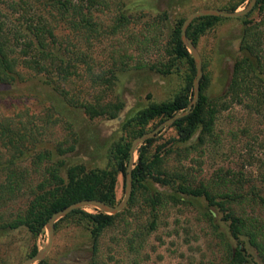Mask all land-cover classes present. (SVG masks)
I'll list each match as a JSON object with an SVG mask.
<instances>
[{"label": "trees", "instance_id": "trees-1", "mask_svg": "<svg viewBox=\"0 0 264 264\" xmlns=\"http://www.w3.org/2000/svg\"><path fill=\"white\" fill-rule=\"evenodd\" d=\"M242 1H226L219 7L234 9ZM1 3L8 19L0 18V85L24 81L29 71L39 74L43 83L61 93L64 100L76 108L69 110L71 114L64 119L68 126L79 122L77 109L88 118L113 119L118 115L123 101L116 91L112 94V86L116 84L119 70L134 55L127 53L124 47L117 49L114 63L94 70L90 49L92 37L97 38L104 30L111 34L123 28L128 21L126 13L120 11L102 30L101 22L94 16L95 11L102 10L103 0H2ZM254 9L258 16L249 17ZM183 17H178L170 28L165 47L167 58H156L148 63L163 75L178 71L182 64L180 83L166 99L150 100L120 116L119 126L125 136L111 140L102 164L86 165L66 159V150L72 148V141L66 147L58 144L55 149L58 152L53 154L34 143L37 129L27 131L19 119L14 121L0 114V231L24 227L36 237L43 231L49 215L71 201L93 197L115 204L116 178L120 174L123 179L131 139L175 111L189 109L187 103L192 97L190 87L195 67L179 36ZM233 18L240 21L238 47L237 54L231 58L223 91L220 95H209L206 92L209 77L203 72L196 103L170 123L174 135L163 142H155L154 136L147 137L136 146L131 191L125 207L114 214L104 213L95 206H92L93 211L77 207L59 217L54 225L63 220L82 228L91 247L95 248L100 235L123 220L126 223L124 212L133 204H139L148 210L147 225L140 223L131 236H125L122 244L131 248L153 229L157 213L166 205L193 204L220 246V254L213 264H262L252 255L254 250L264 259V217L255 209L264 205L260 189L249 184L247 190L242 191V181L233 179L234 173L229 176L217 173L209 180L196 179L182 162L191 147L214 137L216 114L231 102L243 104L249 111L254 110L256 115L260 113L264 117V0H255L248 12ZM224 19L211 14L194 17L186 27V34L196 45L200 34ZM64 27L67 31L60 32ZM220 54L224 57L223 52ZM202 66L205 68V63ZM85 73L93 90V95L92 91L89 95L93 98L85 95L86 92L74 94L64 87L72 77L85 80ZM108 94L114 97L109 98ZM62 100H55L52 105L58 108V114L63 108ZM30 150L35 151L30 153ZM37 170L39 177L32 182L27 176ZM20 194H26L23 204L13 213L3 212L4 204ZM209 206L221 213L218 221L223 229ZM36 249L32 244L26 255ZM35 264L48 263L43 258Z\"/></svg>", "mask_w": 264, "mask_h": 264}, {"label": "rangeland", "instance_id": "rangeland-1", "mask_svg": "<svg viewBox=\"0 0 264 264\" xmlns=\"http://www.w3.org/2000/svg\"><path fill=\"white\" fill-rule=\"evenodd\" d=\"M103 1L102 10L95 11L94 16L101 22L102 30L103 26L114 21L120 11L126 13L128 21L114 33L109 34L104 30L97 38H91L93 44L90 53L94 70L114 63V59L118 57L117 49L124 47L127 53L134 55L127 60L128 64L119 70L116 84L112 86V94L116 91L123 101L116 117L88 118L77 109L79 122L68 126L64 119L71 114L69 110L74 111L76 108L72 103H67L61 93L53 91L51 86L43 83L38 77L39 74L30 71L24 81L0 85L1 115L10 116L14 121L19 119L26 125L27 131L35 132L37 129L39 132L34 133V143L53 154L58 152L55 150L58 144L66 147L72 141V148L66 150V159L78 160L86 165L102 164L103 155L111 140L119 135L125 136V131L119 126L120 116L150 100L166 99L180 83L182 64L178 71L167 75L148 66V63L156 58H167L165 47L169 41L170 28L176 19L196 8L219 7L226 1L233 0ZM246 1L239 3L237 8L242 7ZM3 5L0 4V18L8 19ZM257 16L256 9L249 15L252 18ZM239 28L238 19L226 17L206 29L197 39L196 49L200 55L201 76L205 72L209 77L206 88L209 95H220L225 87L231 58L237 54ZM66 31L67 28L64 27L60 32ZM220 52H223L224 57ZM204 63L205 68L202 66ZM84 79L72 77L64 87L74 94L81 95L86 92L85 95L93 98V90L89 87L86 73ZM107 96L114 97L110 94ZM55 100L63 102L59 114L58 108L52 106L55 105ZM249 109L243 104L231 102L216 114L214 137L195 148L191 147L186 158L182 160L183 167L190 176L209 180L217 173L227 176L234 173L233 179L239 178L242 181V191H246L248 185L252 184L264 195V117ZM56 117L58 119L53 122ZM152 122L153 120L148 124L151 125ZM173 135L172 127H162L154 136L155 142H163ZM33 151L35 150L30 153ZM28 159L29 156L24 160V164ZM38 177V170L35 174L29 173L27 176L32 182ZM114 193L116 201L123 196V179L120 174L116 178ZM25 196L26 194H20L10 199L4 204L3 212L13 213L23 204ZM83 207L88 211L95 210L90 205ZM209 208L214 211V218L223 229V224L218 221L221 213L216 212L213 206ZM255 209L264 217V205L256 206ZM147 212L141 205L133 204L123 214L126 223L123 220L121 224H115L104 231L95 248L91 247L82 228L59 220L53 227L50 246L43 258L48 264L215 263L220 254V246L209 231L207 222L200 219L198 207L193 204L166 205L165 209L157 213L153 229L147 232L139 243H134L131 248L122 244L125 236H131L137 225H147ZM46 240L45 227L36 237H32L24 227L0 231V264H20L32 244L40 248ZM252 253L256 261L264 264V259L261 260L254 250Z\"/></svg>", "mask_w": 264, "mask_h": 264}, {"label": "water", "instance_id": "water-1", "mask_svg": "<svg viewBox=\"0 0 264 264\" xmlns=\"http://www.w3.org/2000/svg\"><path fill=\"white\" fill-rule=\"evenodd\" d=\"M255 0H247L246 3L240 7V8H234V9H221L220 7L216 6H202L199 8H196L189 13H187L184 18L181 21L180 24V31H179V36L180 39L183 41V43L187 46V50L189 54L191 55L193 61H194V76L192 77V97L187 103V106L189 109L184 108L181 110H177L174 113L170 115V117L159 121L156 123L152 128L148 130H144L141 133L135 135L129 144L128 151H129V156L127 158L125 168H124V175H123V196L121 199L115 202V204H108L103 202L101 199L93 198V197H85V198H80L74 201L69 202L68 204L64 205L62 208L59 210H56L52 212L49 217L46 219L44 222V227L47 231V240L44 243V245L40 248H37L33 253L26 255L20 264H35L38 260H41L45 254L48 251V248L50 246L51 238H52V232H53V227H54V222L59 219V217L63 216L66 214L68 211L77 208V207H83L85 205H90V206H95L99 208L100 210H103L104 213L107 214H114L116 211H120L125 207V204L130 196V191H131V168L134 162V156H135V149L136 146L143 141L147 137H152L155 136L160 128L162 127H169L170 123L175 119L178 118L184 114H186L196 103L199 95V79L201 76V62H200V55L197 51V47L195 43L188 37L186 34V27L189 24V22L197 16L200 15H206V14H211V15H220V17L226 18V17H236L242 14H245L248 12L254 5ZM214 213V211H213Z\"/></svg>", "mask_w": 264, "mask_h": 264}]
</instances>
